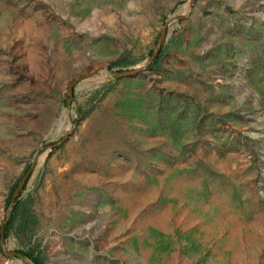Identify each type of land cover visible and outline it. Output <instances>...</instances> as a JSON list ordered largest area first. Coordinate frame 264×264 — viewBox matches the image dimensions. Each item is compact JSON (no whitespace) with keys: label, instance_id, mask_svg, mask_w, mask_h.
I'll list each match as a JSON object with an SVG mask.
<instances>
[{"label":"rangeland","instance_id":"obj_1","mask_svg":"<svg viewBox=\"0 0 264 264\" xmlns=\"http://www.w3.org/2000/svg\"><path fill=\"white\" fill-rule=\"evenodd\" d=\"M192 1L0 0V264H264V0Z\"/></svg>","mask_w":264,"mask_h":264},{"label":"water","instance_id":"obj_2","mask_svg":"<svg viewBox=\"0 0 264 264\" xmlns=\"http://www.w3.org/2000/svg\"><path fill=\"white\" fill-rule=\"evenodd\" d=\"M196 0H193L190 7L192 9L194 3H195ZM184 18V17H182ZM171 24V21L167 22L164 26V29L162 31V34L154 48V51H153V54H152V57H151V62L155 61L156 58L158 57L163 45H164V42L167 38V35H168V30H169V26ZM147 67H141L139 69H136V70H133V71H122V72H118L116 75L118 77H128V76H132V75H136L138 73H140L141 71L145 70ZM83 78H79V79H76L74 81H72L69 85V88H68V95H67V98L68 100H70V98H72L74 96V92H75V87L79 84V82L82 80ZM68 138L65 137L61 142L65 141L66 139ZM60 142V143H61ZM60 143H57L55 145H53L52 147H57ZM34 167H35V164L32 165V167L29 169V171L25 174V176L22 178V180L20 181L17 189L15 190V193L13 195V202H15L21 195V192L22 190L24 189L25 185L27 184L29 178L31 177L32 173H33V170H34ZM1 243L2 245L4 246L5 245V234H4V229L2 230V237H1ZM6 255L8 257H17V256H21L18 252H7Z\"/></svg>","mask_w":264,"mask_h":264},{"label":"trees","instance_id":"obj_3","mask_svg":"<svg viewBox=\"0 0 264 264\" xmlns=\"http://www.w3.org/2000/svg\"><path fill=\"white\" fill-rule=\"evenodd\" d=\"M163 51H164V49H163V47H162V49H161V51H160L158 57L156 58L155 61H153L152 65L158 63V62L161 60L162 55H163ZM12 205H13V203L10 201L9 206L11 207ZM20 205H21V203L18 202V203L14 206V212H13L12 217H11V219H10L9 222L12 223V222L14 221L15 214H16V212L19 210ZM9 227H10V224H9V226H8V225L5 226V228H4V233H7V232H8V228H9ZM25 256L28 257L31 261H33L35 264H43V261H42L39 257H37L34 253H26Z\"/></svg>","mask_w":264,"mask_h":264}]
</instances>
